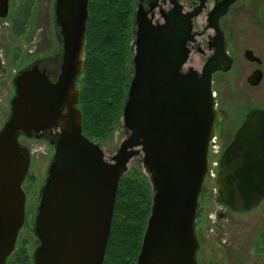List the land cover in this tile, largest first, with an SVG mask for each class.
I'll use <instances>...</instances> for the list:
<instances>
[{"label":"water","instance_id":"95a60500","mask_svg":"<svg viewBox=\"0 0 264 264\" xmlns=\"http://www.w3.org/2000/svg\"><path fill=\"white\" fill-rule=\"evenodd\" d=\"M182 14L173 8L164 23L137 15L132 77L122 110L128 136L110 160L82 133L76 87L85 59L88 0H57L63 53L56 82L33 68L16 79L11 116L0 130V264L13 252L23 225L30 154L18 136L53 133L54 154L35 220L34 264H103L115 199L129 162L142 154L153 191L150 214L135 264H196L194 220L208 175L209 148L220 120L212 94V74L227 71L228 59L215 52L201 74L180 71L193 39V20L208 0ZM235 0L214 5L206 28L219 42V18ZM254 73L252 85L259 80ZM51 142V144H53ZM214 199L234 211L254 208L264 198V112H252L220 157Z\"/></svg>","mask_w":264,"mask_h":264},{"label":"flooded vegetation","instance_id":"af4514ba","mask_svg":"<svg viewBox=\"0 0 264 264\" xmlns=\"http://www.w3.org/2000/svg\"><path fill=\"white\" fill-rule=\"evenodd\" d=\"M176 1L181 6L182 14L191 12L198 5L196 0ZM224 1L208 0L202 12L207 9V15L215 4L219 5ZM56 2L57 0H0V113L4 116L0 130L11 116L10 102L17 93L18 76L36 68L45 73L51 82H56L58 78L63 35L62 27L57 21ZM172 8L171 0H134L131 61L134 55L137 15L140 14L143 19L150 20L157 26L164 23V17ZM194 20L193 39L186 44L188 58L180 71L187 73L193 69L201 74L207 60L215 52L219 60L225 58L231 61L227 71L218 70L212 74V94L216 109L221 113L212 137L219 165L221 155L244 120L256 110L264 112V0H235L230 4L226 13L218 20L222 39L215 42V46L211 42L215 33L206 28V25L203 30L196 31ZM206 31H212L213 34L207 35L206 42H199L198 37H202ZM194 52L200 57L198 68L189 65ZM254 73H257L256 78L259 80L256 85L248 82ZM53 133L56 131L53 130ZM52 134L43 132L31 137L19 135L17 140L22 147H25L21 143L23 139L46 142L52 150L49 168L54 154L55 138ZM27 177L21 184L24 193L23 225L17 232L14 250L6 258L5 264H34V253L26 248L22 234H31L38 242L35 220L46 177L43 185L37 188L26 183ZM207 183L210 182L206 177L198 197L194 220L199 245L196 264H264V198L250 210L234 211L227 205L216 202L214 198L211 200L212 204L205 203Z\"/></svg>","mask_w":264,"mask_h":264},{"label":"trees","instance_id":"16d2710c","mask_svg":"<svg viewBox=\"0 0 264 264\" xmlns=\"http://www.w3.org/2000/svg\"><path fill=\"white\" fill-rule=\"evenodd\" d=\"M134 0H88L85 59L77 81L82 133L99 144L120 127L132 77ZM153 191L143 172L127 170L118 185L103 264H135Z\"/></svg>","mask_w":264,"mask_h":264},{"label":"rangeland","instance_id":"374dc122","mask_svg":"<svg viewBox=\"0 0 264 264\" xmlns=\"http://www.w3.org/2000/svg\"><path fill=\"white\" fill-rule=\"evenodd\" d=\"M207 9H205L195 20H194V28L196 31L203 30L206 25V15ZM213 34L212 31H206L205 34L202 35V37H198L199 42H206L207 41V35ZM49 53V51H48ZM191 61L189 62V65H193L196 68H198V65L200 64V57L197 55L196 52L193 53L191 56ZM77 85V84H76ZM4 106V105H3ZM2 118L4 116H1L0 113V125L3 122ZM128 136V132L123 127L122 119H121V125L120 127L113 133V135L109 138H107L103 143H99L98 145L102 149L104 153V158L106 160H110V157L113 156L121 142ZM21 143L29 150L30 154V169L28 172L27 177V184L32 188H37L39 186H42L44 183V179L47 175V168L48 164L50 162L51 153L52 150L50 146L38 139H23L21 140ZM212 157L209 156V169H212ZM139 170L141 172H144L143 165H142V154L134 157L128 164V171L129 170ZM146 175V174H145ZM147 176V175H146ZM208 182L205 187L204 192V198L205 203L212 204L211 200H213L215 195V184L214 179L209 175H207ZM24 237L23 241L26 242V248L30 250V253H34V250L36 247H38V242L35 236L27 233L25 235L22 234V238Z\"/></svg>","mask_w":264,"mask_h":264},{"label":"built area","instance_id":"2783aa9c","mask_svg":"<svg viewBox=\"0 0 264 264\" xmlns=\"http://www.w3.org/2000/svg\"><path fill=\"white\" fill-rule=\"evenodd\" d=\"M211 155L212 157V169L208 170V175L210 174V176L212 177V179L216 178V170L218 167V153L216 151V149L214 148V146H210L209 148V156Z\"/></svg>","mask_w":264,"mask_h":264}]
</instances>
